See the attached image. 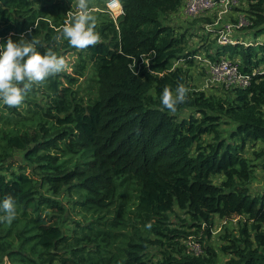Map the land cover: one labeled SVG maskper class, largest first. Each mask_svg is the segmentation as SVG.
<instances>
[{
	"label": "trees",
	"instance_id": "16d2710c",
	"mask_svg": "<svg viewBox=\"0 0 264 264\" xmlns=\"http://www.w3.org/2000/svg\"><path fill=\"white\" fill-rule=\"evenodd\" d=\"M64 1L0 0V43L24 34L65 58L71 21L53 15ZM118 1L122 12L96 19L101 40L76 52L72 73L33 84L43 102L0 103V199L17 205L0 221V264H264V189L252 186L264 146L247 154L264 144V0H238L246 5L229 20L245 19L249 36L233 41H218L214 7L184 13L206 21L198 46L174 20L183 0ZM221 56L249 74L246 86L192 82L203 58ZM88 63L84 94L75 84ZM177 83L188 93L173 113L160 93ZM237 215L218 247L193 249L190 235L201 243L215 217Z\"/></svg>",
	"mask_w": 264,
	"mask_h": 264
},
{
	"label": "clouds",
	"instance_id": "9594fccd",
	"mask_svg": "<svg viewBox=\"0 0 264 264\" xmlns=\"http://www.w3.org/2000/svg\"><path fill=\"white\" fill-rule=\"evenodd\" d=\"M77 8L61 34L71 45L83 49L100 42L101 36L96 31V20L88 0H78ZM65 66V58L50 48H43L38 39L26 38L24 34L18 40L9 36L6 42L0 43V103L21 105L34 83L45 81ZM187 93L188 88L183 83H177L174 88L165 86L160 93V103L175 113L178 105L186 100ZM16 213L17 205L11 195L0 199V221L11 222Z\"/></svg>",
	"mask_w": 264,
	"mask_h": 264
},
{
	"label": "rangeland",
	"instance_id": "374dc122",
	"mask_svg": "<svg viewBox=\"0 0 264 264\" xmlns=\"http://www.w3.org/2000/svg\"><path fill=\"white\" fill-rule=\"evenodd\" d=\"M66 4L69 5V9L67 8V12L64 14V9H60L57 8L54 10L53 15H57V16H67V19L69 20L68 22H70L72 20V16H74V14L78 11L77 8V2L78 0H65ZM64 1V3H65ZM50 2V1H49ZM88 4L90 7V11L92 13V15L95 17V20L97 18H99L102 14H106L108 12H106L107 10L111 11L112 14L114 13V11H118L119 10V4L117 2V0H88ZM245 3L240 2L239 5L237 6H232L230 8V13L227 11H221L223 9L222 6L220 5H215V7L208 13L210 15H221V19L222 22L220 25L227 23L231 20L230 19V15L235 11L234 8L235 7H241V6H245ZM69 15V17H68ZM182 15H184V11L181 8L179 16L175 17L174 20L177 21L178 24H181L183 26H190L191 28H187L186 27V31H188L186 37L188 38L189 42L192 44H195L198 46L199 40H200V35H193L194 32L196 34H202L205 33V31H207L206 27L204 28L205 31L202 30L203 24L205 25L206 21L202 18L197 19L196 22H194L193 20L187 22L185 19H183ZM226 19V20H225ZM176 23V25H177ZM194 25V26H191ZM243 25V24H242ZM192 32V33H190ZM232 32L234 33V35H240L241 37H248V30L247 29H241L238 26H235L232 29ZM231 32V33H232ZM230 33V34H231ZM259 37H262V40H264V33H260L258 35ZM79 48L74 47L73 49H70L66 55H65V60H66V66L65 69L62 70L61 72H59V77L62 78V74L64 73H72L73 70L71 69V64L73 62H75L76 60V52L79 51ZM205 65H207L206 63H204ZM91 64L88 63L86 68H85V74L81 77L78 78L77 83L75 84V87L78 86L81 91L85 94L88 92L89 87H87L90 83V78L92 77L93 73L90 69ZM192 73H193V83L194 84H199L198 82H203V86L207 87V88H211L213 90H216L218 88H220V82L218 83H212L209 80L212 79V75L210 73L209 70V65H208V69L206 71V67L203 65L200 67V65H197L195 67L192 68ZM203 73V74H202ZM202 77L204 79H202ZM214 79V78H213ZM64 82V81H63ZM92 86V84H91ZM38 87L37 85L33 86L31 89H29L28 91V95L30 94V96H35L37 101L43 102V98L42 97V92L39 90H35L34 89ZM34 92H36L34 94ZM41 95V96H40ZM264 144L262 145L260 142L259 143H255L254 144V148L253 147H249V145L247 146L248 152L247 154L252 155L253 150H259V148L263 147ZM256 164H257V171H256V178L254 179V181L252 182V186H255L257 189H264V159H256L255 160ZM178 214V215H177ZM185 215L183 213H181V211L177 210L176 213H172L171 214V219L174 220V222H176V225L178 224V222L180 221L179 218L184 217ZM242 219L241 216H234L232 218H229L228 220H223L220 219L218 217L214 218L215 224L214 227L211 231V233L209 235H205L204 238H202V242H198L196 241V239H200L201 238V232H199L198 235L192 234L189 236L190 242L193 244L192 246L194 247L193 249L196 250L197 252H199L200 249V245L201 244H205V243H210L215 247H218L219 244L222 242V238H221V234L224 233L225 228H228L229 230H232V232H236L239 224H238V220ZM222 258H224V255L220 254L219 259L221 260Z\"/></svg>",
	"mask_w": 264,
	"mask_h": 264
},
{
	"label": "built area",
	"instance_id": "2783aa9c",
	"mask_svg": "<svg viewBox=\"0 0 264 264\" xmlns=\"http://www.w3.org/2000/svg\"><path fill=\"white\" fill-rule=\"evenodd\" d=\"M119 4V10L114 11L112 14L113 17L118 16L122 12L121 5ZM238 0H183L182 9L186 15L196 16L201 15L208 9L215 7V5H220L223 7L221 11H230L232 6L238 5ZM221 18V15L218 14L217 18L214 20V23H217ZM246 21L242 17L238 18V22L235 24L233 22H227L221 25L220 35L218 38L219 42H225L226 40L233 41L229 38V35L232 33V29L235 26H241L245 24ZM231 33V34H230ZM197 58H200V54L196 55ZM204 63L209 65V70L212 75V79L209 81L212 83L220 82V87L230 86L232 84H237L240 86H246L249 83V74L241 72L238 68V63L236 60L221 56L219 59L210 60L208 58H203ZM214 78V79H213Z\"/></svg>",
	"mask_w": 264,
	"mask_h": 264
}]
</instances>
